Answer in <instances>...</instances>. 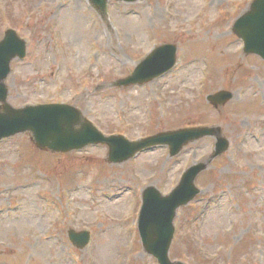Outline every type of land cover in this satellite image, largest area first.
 <instances>
[{
  "label": "rangeland",
  "instance_id": "rangeland-1",
  "mask_svg": "<svg viewBox=\"0 0 264 264\" xmlns=\"http://www.w3.org/2000/svg\"><path fill=\"white\" fill-rule=\"evenodd\" d=\"M253 0H0V41H26L7 84L16 108L67 104L106 136L221 128L230 142L212 160L205 137L171 157L159 146L122 164L109 148L41 152L29 133L0 142V264H158L138 230L143 191L167 196L190 167L209 162L200 194L180 207L170 246L182 264H264V60L232 31ZM81 21V23H77ZM79 32V34H76ZM178 47L177 64L143 86L119 88L154 49ZM227 90L216 108L207 97ZM70 230L89 231L84 249Z\"/></svg>",
  "mask_w": 264,
  "mask_h": 264
},
{
  "label": "water",
  "instance_id": "water-1",
  "mask_svg": "<svg viewBox=\"0 0 264 264\" xmlns=\"http://www.w3.org/2000/svg\"><path fill=\"white\" fill-rule=\"evenodd\" d=\"M103 13H107V0H92ZM134 2L136 0H118ZM233 30L244 42L246 54H256L264 59V0H254L250 10L240 17ZM177 47L163 45L141 62L134 73L117 83L118 87L143 85L170 71L177 62ZM26 56V42L14 30H9L0 42V141L4 138L30 132L40 149L56 153L82 150L87 146L107 145L109 162L121 164L136 157L139 153L159 146H169L171 157L181 153L192 142L205 137H216V151L212 160L223 155L230 142L222 136L221 128H192L165 132L138 142H131L123 136L107 137L91 122L87 121L75 107L67 105H43L15 109L7 103L9 90L5 84L11 73V62ZM234 94L220 91L210 95L208 100L215 106L225 105ZM79 127V128H77ZM209 162L190 167L182 176L179 185L168 196L156 187L150 186L143 192V206L138 226L145 251L155 256L159 264L173 263L169 257L175 227L177 210L189 204L199 194L196 186L198 176L208 168ZM72 241L84 247L89 243L88 232L70 233Z\"/></svg>",
  "mask_w": 264,
  "mask_h": 264
},
{
  "label": "bare ground",
  "instance_id": "bare-ground-1",
  "mask_svg": "<svg viewBox=\"0 0 264 264\" xmlns=\"http://www.w3.org/2000/svg\"><path fill=\"white\" fill-rule=\"evenodd\" d=\"M77 23L79 24V23H81V21H77ZM76 34H79V32H77Z\"/></svg>",
  "mask_w": 264,
  "mask_h": 264
}]
</instances>
